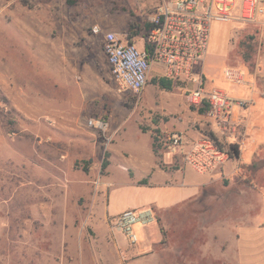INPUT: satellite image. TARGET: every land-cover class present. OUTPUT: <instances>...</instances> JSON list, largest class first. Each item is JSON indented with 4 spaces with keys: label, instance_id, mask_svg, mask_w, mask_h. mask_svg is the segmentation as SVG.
<instances>
[{
    "label": "rangeland",
    "instance_id": "1",
    "mask_svg": "<svg viewBox=\"0 0 264 264\" xmlns=\"http://www.w3.org/2000/svg\"><path fill=\"white\" fill-rule=\"evenodd\" d=\"M70 1L0 0V264H264V30L210 26L204 86L242 103L231 126L206 113L219 140L195 121L191 86L157 87L155 67L139 94L110 77L106 26L118 39L130 23L143 35L163 0ZM229 68L241 84L225 78ZM181 124L205 134L183 138L184 150L207 137L228 153L223 163L199 174L169 150ZM156 146L174 171L150 174ZM200 175L209 180L194 195ZM147 208L156 220L133 226L136 244L111 230L122 212Z\"/></svg>",
    "mask_w": 264,
    "mask_h": 264
},
{
    "label": "built area",
    "instance_id": "2",
    "mask_svg": "<svg viewBox=\"0 0 264 264\" xmlns=\"http://www.w3.org/2000/svg\"><path fill=\"white\" fill-rule=\"evenodd\" d=\"M264 0H163L149 16V28H143L141 42H125L112 32L103 37V53L112 81L119 92L141 93L147 85L149 75L155 68L160 69L156 77H164L192 88L187 91V102L195 107L207 106V116L220 126H231L232 111L241 107L218 90H207L201 72V64L209 43V31L213 22L255 24L263 13ZM94 35L99 28H92ZM225 78L241 84L242 75L236 69H227ZM88 126L104 133L108 129L105 120L88 121ZM224 130V129H223ZM168 149L184 156L199 174L211 171L223 163L228 153L217 149L212 139L203 137L184 150L181 134H172ZM156 214L150 209L127 210L110 221L111 230L121 233L134 245L137 235L134 225H152Z\"/></svg>",
    "mask_w": 264,
    "mask_h": 264
},
{
    "label": "crops",
    "instance_id": "3",
    "mask_svg": "<svg viewBox=\"0 0 264 264\" xmlns=\"http://www.w3.org/2000/svg\"><path fill=\"white\" fill-rule=\"evenodd\" d=\"M249 25L255 26L259 30H264V3H263V13L259 16L258 22L255 23V24H249ZM98 28H100V26ZM106 28H107L106 33L107 32H112L113 33V31H115V30H113L114 28L110 24H108L106 26ZM138 30L140 31V29H138ZM138 35L132 36V37H128V34H126L120 40L121 41H125V42H133L132 40L133 39H137V36ZM203 77H204V75H203ZM242 79L244 80V77L243 76H242ZM206 81H207V79L204 77L205 84H206ZM208 120L209 119L206 116V112H205L203 114H199L198 113L197 114V118H196L195 121H197L200 130L206 131L208 129H211L212 131L215 132L216 138L220 140L222 138L221 133H220V130L213 123H209ZM176 127L179 128V129H181V131H184L183 138L186 141H190L191 139H196V138H198L199 135H205V134L199 133L197 131H192V130L186 131V128L187 127L185 126V124H181L180 126H176ZM223 141H224V139H223ZM157 148L158 147L156 146L155 149H157ZM157 150H158V151H156L157 153L155 151L153 152L152 149H151V151L149 150L150 153L152 154V158H153V164L149 165V170H150L149 172H150V174L154 173L155 171H158V172L160 171L161 174H164L165 175L167 172L174 171V170H172L170 168V166H169L170 165V162H167V158L165 156L162 157V155L160 154L161 151L159 149H157ZM141 154H143V152H141ZM183 169H181V170H183ZM234 170H236V162L235 161H232L230 159L229 160V163H228V167L226 169L227 172L225 171V176H227V177H233L235 175V171ZM175 171H179V169H177ZM197 175H199V174H197ZM200 176H203L204 179L201 180V181H198V183L196 184V188L197 189H196V193L194 195H196L200 191V189L209 180V176H206V175H200ZM146 184H148V178H147V183Z\"/></svg>",
    "mask_w": 264,
    "mask_h": 264
},
{
    "label": "trees",
    "instance_id": "4",
    "mask_svg": "<svg viewBox=\"0 0 264 264\" xmlns=\"http://www.w3.org/2000/svg\"><path fill=\"white\" fill-rule=\"evenodd\" d=\"M67 3L69 4H72L73 2H71L70 0H66ZM150 26L148 23H145L144 25V28L148 29ZM139 33V30L136 29L135 25L130 23L129 24V33H128V37H132V36H136L138 35ZM152 83L154 85H156L157 87L163 89V90H166V91H171L172 89H174L175 85H176V82L174 81H171L169 79H166L164 77H155L152 79ZM195 110L199 113V114H203L205 113L208 108L207 106H204V107H197L195 108ZM231 153H229L230 155L232 154L233 156H235L236 158H239V155H240V151L238 149V146L236 145H232L231 148ZM107 163L106 162H103L102 163V169H104L106 167ZM139 184L141 185H144L146 184V181L145 180H142L139 182Z\"/></svg>",
    "mask_w": 264,
    "mask_h": 264
}]
</instances>
